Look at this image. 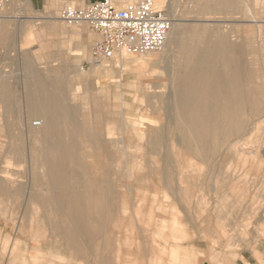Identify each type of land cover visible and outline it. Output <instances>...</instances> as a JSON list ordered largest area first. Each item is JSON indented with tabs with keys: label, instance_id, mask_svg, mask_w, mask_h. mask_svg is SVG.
<instances>
[{
	"label": "rangeland",
	"instance_id": "374dc122",
	"mask_svg": "<svg viewBox=\"0 0 264 264\" xmlns=\"http://www.w3.org/2000/svg\"><path fill=\"white\" fill-rule=\"evenodd\" d=\"M35 1L7 0L4 10L12 18L0 46V264H77L47 222L56 220L58 192L44 182L43 165L33 162L42 143L33 128L41 119L28 113L23 88L31 71L57 77V99L75 111L79 124L76 155L84 163L83 175H91L84 181L107 187L117 204L111 208L114 218L105 221L110 247L103 250L100 243L97 252L112 264L119 251V263L133 264L138 247L154 264H229L246 250L259 257L256 251L264 248V0H233L223 12L200 11L194 0L163 1L176 36L183 37L189 25L215 28L238 49L250 72L252 106L243 113V133L232 138L237 145H218L203 165L179 143L183 137L169 77L180 59L175 50L165 58L173 59L168 69L160 62L161 49L84 66L96 36L85 24L61 22L63 3L37 8ZM19 23L20 37L15 34ZM17 47L23 59L16 57ZM34 173L40 183L33 181ZM242 179L250 193L236 190ZM200 197L204 201L196 202ZM247 201L253 204L248 213L234 212L231 202L245 207ZM154 247L164 254L151 251Z\"/></svg>",
	"mask_w": 264,
	"mask_h": 264
},
{
	"label": "bare ground",
	"instance_id": "6f19581e",
	"mask_svg": "<svg viewBox=\"0 0 264 264\" xmlns=\"http://www.w3.org/2000/svg\"><path fill=\"white\" fill-rule=\"evenodd\" d=\"M163 1L159 0V5H164ZM194 1L200 11L212 12L230 10L235 3L233 0ZM7 15L5 12L0 15V46L6 43L5 37L8 35L6 29L12 18ZM20 27V23L16 24L15 34H18V37L22 34ZM175 28L176 24L173 22L167 41L161 48L164 59H160V62L165 66L167 63L169 65V62L173 63V59L165 58L170 57L174 50L176 56L180 57L175 59L173 70L169 71L172 87L176 91L173 106L178 110L177 126L183 137L179 143H182L184 148H188L190 153H193L201 162L211 158V155L214 157V152L220 144L229 143V146L233 147L237 145V140L232 141V138L237 133L240 135L241 132L243 133L245 122L242 116L244 111H249L252 106H250L251 91L248 86L250 72L243 59H240L238 49L215 28L189 25L185 27L183 37L174 34ZM12 41L13 37L10 36L8 43ZM13 51L16 57L23 59L20 47ZM168 65L166 68L169 67ZM28 67H30L29 63ZM57 80L55 76L45 79L39 73L31 71L23 87L28 113L41 119L40 126L33 127L35 132L39 133L37 137L42 143L40 155L38 153V158L34 157L33 162L43 165L44 173L58 192V195L53 196L56 220L55 222L47 220V222L50 224L53 235L62 240L63 249L69 252L71 259L75 260L73 262L112 264L107 257L97 252V249L100 243L103 250L110 247L105 221L114 218L116 214L111 208L117 204L112 203L113 195L107 187L104 186L103 189L98 184L94 185L93 182L88 184V181H84V177L90 180L91 175L87 176L85 172L83 175L84 163L82 165L80 158L76 155L79 151L76 148L75 130L78 132L79 124L76 121L75 111L65 107L57 99ZM3 89L6 95L5 100H10L11 92L5 87ZM70 127L73 128V132ZM17 151L16 148L13 149V153ZM238 156L237 154L236 158ZM38 180V174L34 173L33 181L38 183ZM105 185L109 186L106 183ZM218 185L222 187L225 183ZM32 199L34 198H30V201ZM42 205L44 208L52 207L44 202ZM120 254L119 251L114 259L117 260L116 264L125 263H119Z\"/></svg>",
	"mask_w": 264,
	"mask_h": 264
},
{
	"label": "built area",
	"instance_id": "2783aa9c",
	"mask_svg": "<svg viewBox=\"0 0 264 264\" xmlns=\"http://www.w3.org/2000/svg\"><path fill=\"white\" fill-rule=\"evenodd\" d=\"M6 5L7 0H0V15ZM58 19L68 26L85 24L96 36L89 50L94 63L158 51L165 45L173 24L165 4L159 5V0H94L81 8L66 5ZM33 125L39 127L40 122Z\"/></svg>",
	"mask_w": 264,
	"mask_h": 264
},
{
	"label": "crops",
	"instance_id": "0c3cea01",
	"mask_svg": "<svg viewBox=\"0 0 264 264\" xmlns=\"http://www.w3.org/2000/svg\"><path fill=\"white\" fill-rule=\"evenodd\" d=\"M49 1H52L55 4L63 3L62 7L58 11V13H59L63 9V7H65L66 5H71V6H74V7L81 8V7H84L85 5L91 3L94 0H37L34 3H35V6L37 8H43L44 5H45V3L49 2ZM124 1L125 0H121L122 3H124ZM133 2H135V1H133ZM127 3H130V2H127ZM77 31L76 32L75 31L73 32L74 35L75 34L78 35V32H80V31H78V32ZM103 63H105V62H101V63H94V62H92V60L90 58V55H88V60L85 61L84 66L91 67V66L102 65ZM107 114H110V113H107ZM112 114L116 115L114 112ZM125 116H126V113H125ZM263 154H264V152H263ZM199 165H201V162L199 163ZM44 177H45V180L47 179L45 182L47 183V181H48L49 187L55 190L56 189L55 186L50 183L51 181L47 178L46 174H45ZM235 179H236V182H237L238 181V176H236ZM220 180H221V182H220L221 184L222 183H225L223 179H220ZM40 182H41V178L39 177V183ZM233 182H234V177L231 175L230 182H229L230 185ZM243 182H244V179H242V182H240V184H239V182L237 183V187H236L237 189L236 190L237 191H240V192L244 191L245 193H248V192L250 193V191H249L250 187L247 186V185L244 186L243 185L244 184ZM188 197H189V195H187V198ZM202 197L198 198L196 200V202L197 201L198 202H200V201L203 202L204 201V199H203L204 197L203 198ZM247 197H248V194L246 195V198ZM231 203L234 205V208H235L234 209V212L235 211H239V212H244L245 214L248 213V211H250L251 208H252V206H253V204H252L251 201H250V203L248 201H247V203H244L245 207L244 206L242 207L241 204L239 205V204L234 203V202H231ZM151 207H152V205H151ZM156 229L159 230L160 228L158 227ZM155 250L158 251L159 253L164 254L163 253L164 252L163 248L161 250L155 249V247H154V249L153 248L151 249V251H155ZM256 253L259 254V257L257 255H255L254 252H251V251H247L246 250L243 253L239 254V257L235 261H232L229 264H264V248H259L258 251H256ZM135 255H136L135 256L136 259H135V261H134L133 264H154L153 263V260H152L153 258H151V255L148 254V256H147V254L143 250H141L140 247H138L136 249Z\"/></svg>",
	"mask_w": 264,
	"mask_h": 264
}]
</instances>
